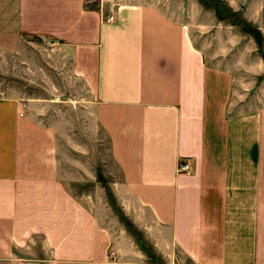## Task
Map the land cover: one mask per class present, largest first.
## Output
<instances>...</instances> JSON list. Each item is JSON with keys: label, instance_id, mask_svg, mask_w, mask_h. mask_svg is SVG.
<instances>
[{"label": "crops", "instance_id": "obj_1", "mask_svg": "<svg viewBox=\"0 0 264 264\" xmlns=\"http://www.w3.org/2000/svg\"><path fill=\"white\" fill-rule=\"evenodd\" d=\"M89 3L0 0V264H141L66 185L62 104L156 257L264 264V0Z\"/></svg>", "mask_w": 264, "mask_h": 264}, {"label": "rangeland", "instance_id": "obj_2", "mask_svg": "<svg viewBox=\"0 0 264 264\" xmlns=\"http://www.w3.org/2000/svg\"><path fill=\"white\" fill-rule=\"evenodd\" d=\"M99 1L90 0L89 4L95 6ZM104 1L106 8L107 6L114 8L122 2V0ZM209 1L211 5L216 3V0ZM222 11L226 22L240 25L242 29L248 28L243 26L244 23L238 17ZM54 114L66 124L62 167L67 187L74 195L94 208L98 220L112 228L117 239L125 241L126 238L132 237L136 240L138 249H135L136 254L130 255L132 261L141 264H188V260L179 253L167 258V261L156 257L151 247L144 241L143 235L130 224L122 212L114 191L113 181L116 178L112 175L114 171L111 167L108 142L103 133L91 122L89 115L67 104L56 108ZM130 247L136 248L132 243ZM139 250L146 256L139 254L137 252Z\"/></svg>", "mask_w": 264, "mask_h": 264}, {"label": "built area", "instance_id": "obj_3", "mask_svg": "<svg viewBox=\"0 0 264 264\" xmlns=\"http://www.w3.org/2000/svg\"><path fill=\"white\" fill-rule=\"evenodd\" d=\"M109 21L113 20V17L108 18ZM190 170V165L187 160H180L178 162L177 171L178 173H188Z\"/></svg>", "mask_w": 264, "mask_h": 264}]
</instances>
